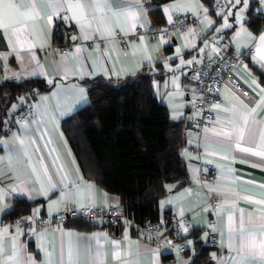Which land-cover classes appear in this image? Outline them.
<instances>
[{"label": "crops", "instance_id": "obj_1", "mask_svg": "<svg viewBox=\"0 0 264 264\" xmlns=\"http://www.w3.org/2000/svg\"><path fill=\"white\" fill-rule=\"evenodd\" d=\"M223 1L222 10L216 11L201 0H115V8L138 13L136 27L132 28L127 18L121 16L118 21H109L113 29L111 37L101 39L100 33L90 32L92 38L84 40L79 25L64 19L71 16L66 7L54 15L56 9L49 6V0H29L37 5L38 24L43 29L42 37H28L34 47L29 48L25 43L21 48L16 37L0 31V82L39 76L50 85L28 97L33 105L29 119H11L26 100L23 96L13 100L4 115L0 132V192L3 193L0 230L7 228V232L0 237L5 249L0 259L7 261L18 249L20 264L190 262L192 236L180 240L188 246L185 252L177 246L160 248L141 228H132L129 223L121 222L115 230L107 223L87 222L77 215L64 223L31 231L19 225L18 233L13 217H3L13 207L16 197L32 201L29 210L39 209L47 214L58 210L79 211L86 204L101 207L119 204L115 194L84 177L61 121L88 102L91 78L100 76L119 81L151 73L153 92L166 106L169 118L183 121L184 144L180 154L188 173L186 183L168 191L159 200V207L185 218L188 231L198 230L203 242L209 232L220 236V246L210 251V264H264L258 255L239 251L242 221L243 230L255 233L257 240L264 232V157L243 151L244 148L264 151L260 147L264 134V98L259 91L264 88V61L253 60L254 56L259 60L258 47L264 50L259 39L264 34V24L253 31L248 26V8L241 13L243 19L237 21L242 0L227 17L230 27H223L230 7L229 0ZM254 3L253 14L264 16V5L259 0ZM203 9L208 10L206 15L211 24L205 22ZM172 12L187 14L189 26H173L168 19ZM50 15L53 20L49 25ZM58 27L60 40L54 41L53 33ZM150 28L161 31L152 37L148 33ZM116 30L137 33L129 37L127 47L123 48L114 36ZM73 36L77 39L73 40ZM141 37H144L143 45ZM57 44H67L68 48L60 52ZM222 44L242 55V60L232 69L242 87L236 89L224 82L218 100L211 104L209 121L198 128L192 124L194 86L189 73L204 56L216 54ZM144 47L151 60L145 58ZM251 109L255 112L249 115ZM246 115L248 125L244 126ZM241 127L242 139L233 131ZM209 196L217 198V205L208 202ZM188 241L192 243L189 245ZM116 251L120 252L118 258L114 256Z\"/></svg>", "mask_w": 264, "mask_h": 264}, {"label": "trees", "instance_id": "obj_2", "mask_svg": "<svg viewBox=\"0 0 264 264\" xmlns=\"http://www.w3.org/2000/svg\"><path fill=\"white\" fill-rule=\"evenodd\" d=\"M201 2L213 10V0ZM254 7L251 0L248 26L257 31L264 24V16L253 14ZM60 36L58 27L53 40H60ZM152 78L151 73L119 81L95 76L88 81V102L61 121L84 177L117 196L125 215L135 223L132 228H140L146 220L154 219L160 208L159 200L188 179L180 154L184 144L183 121L169 118L166 106L153 92ZM49 86L39 76L0 82V132L13 100L19 96L27 100L32 93ZM32 204L16 197L3 217L23 214ZM163 210L166 215L170 213ZM189 236L193 239V252L188 264H210V251L215 247L203 242L198 230L181 233L177 239ZM184 244L187 252L188 246Z\"/></svg>", "mask_w": 264, "mask_h": 264}, {"label": "built area", "instance_id": "obj_3", "mask_svg": "<svg viewBox=\"0 0 264 264\" xmlns=\"http://www.w3.org/2000/svg\"><path fill=\"white\" fill-rule=\"evenodd\" d=\"M225 2L223 0H214L212 8L216 11H221ZM190 17L187 14L180 12L171 13V24L179 28H186L190 24ZM161 31V28H150L148 33L152 37H156ZM137 32L118 31L114 32L115 38L119 41L123 48L128 45V40L131 35ZM56 47L60 52H65L68 48L67 44H57ZM242 60V55L236 50L222 44L220 50L213 55H206L202 58L198 66L193 68L189 73V77L194 86V95L191 103V110L194 113L192 124L198 128H202L207 124L211 117V104L216 102L219 97V89L224 82L230 83L234 88L240 89L241 82L233 74L232 69L235 64ZM33 111V105L30 99H27L23 104L12 114L11 119L25 121L30 118ZM208 202L215 206L217 198L209 196ZM80 215L91 222H104L113 227L124 219L129 222L130 226H134L133 220L128 218L120 204L109 205L106 207L93 206L86 204L79 211L58 210L52 214L36 212L28 210L23 214L13 217L14 222H20L19 225L25 231L39 229L52 224L64 223L70 218ZM32 217L31 220L26 219ZM187 220L183 217H178L173 213L165 214L164 210L159 208L156 217L151 220H146L140 228L153 240L157 246L162 249L170 247H179L184 250L186 245L177 239V236L182 232V227H187ZM171 242V243H169ZM204 242L210 246H220V236L216 232H209L204 239Z\"/></svg>", "mask_w": 264, "mask_h": 264}, {"label": "snow or ice", "instance_id": "obj_4", "mask_svg": "<svg viewBox=\"0 0 264 264\" xmlns=\"http://www.w3.org/2000/svg\"><path fill=\"white\" fill-rule=\"evenodd\" d=\"M242 0H234V3L232 0H229L230 7L228 8L227 15L224 17V25L223 27H230V25L227 22V17L232 15V9L236 8L237 5H240ZM261 5H264V0H259ZM115 0H49V6L56 9V12L54 15H59L60 12L66 7L68 12L71 13V16H65L64 19L73 20L76 24L79 25L82 38L84 40H88L92 38V35H90V32L100 33L101 39H105L107 37H111L113 35V29L109 23L111 19L119 20V17L125 16L128 20V22L131 24L132 28L136 27V24L138 21V13L133 11H128L124 9H118L114 7ZM249 6V0H243V8H241L236 13V19L237 21H241L243 17L241 16V13L247 9ZM177 7H180V5H177ZM199 7V6H198ZM205 12L204 20L205 22L211 24L212 21L208 19L206 13L207 9H203ZM217 15H220V13H217ZM40 19V12L37 8V5L35 2L29 3V0H0V31H3L6 36L9 34L13 37H16V43L20 45L22 48L25 43L28 44L29 48L34 47V45L29 42L28 37L31 36L33 38L42 37L43 36V29L39 26L38 21ZM169 22L171 23V16L168 17ZM53 16L50 15L47 17L48 24L50 25L52 23ZM191 31V30H190ZM217 31H220V29H217ZM250 35V34H249ZM73 40H76L77 37L73 36ZM141 43L143 45L144 37H141ZM260 44L264 45V34L260 36ZM161 42H163V37H161ZM9 44L11 46L12 41L9 40ZM145 58L151 60V57L147 55V48H142ZM13 51H16L15 48H13ZM77 52L80 51L79 48L76 49ZM177 52H179V49H177ZM257 54L259 57V60H257V57H253V60L256 62L264 61V50L261 49V47L257 48ZM35 57H33L34 59ZM188 63H192V61H188ZM102 71L105 73L107 72L106 68H102ZM253 84H256V81L253 80ZM259 87V85H256ZM83 91V90H81ZM259 91L262 95V98H264V88H259ZM23 99V98H21ZM47 99V98H43ZM15 108V106H13ZM216 107H219V105H216ZM252 112H255V109H251L249 115H251ZM244 126L248 125V115L244 117L243 120ZM234 132H237L240 139L243 138L244 131L243 127L236 129H233ZM225 135H229V133H224ZM261 141L262 144L260 147L264 148V134L261 135ZM21 144L24 143V141H20ZM243 151L249 152L253 155L264 157V151H255L252 148H244ZM33 171L35 169L33 168ZM91 187V185H89ZM3 198V193L0 192V199ZM0 210H3L0 208ZM36 212H39V209L36 210ZM182 215V213H181ZM26 219L31 220L32 217H27ZM19 221L17 222V232H20L19 229ZM182 227V230L184 232H187L188 229L186 227ZM7 232V228L0 230V237L3 236L4 233ZM240 247L239 251L244 255H250V256H259L261 260H264V232L261 233V238L257 240V237L255 233H247L243 230V221L241 222V234H240ZM114 245H119V242L117 241H111ZM171 243V242H169ZM189 245L192 243V241L187 242ZM5 252V249L3 247L2 240H0V256H3ZM214 255V254H213ZM115 257L120 256V252L116 251L114 253ZM8 261H12L13 264H20V258H19V250L13 251L12 255L7 258V261L0 259V264H8Z\"/></svg>", "mask_w": 264, "mask_h": 264}, {"label": "rangeland", "instance_id": "obj_5", "mask_svg": "<svg viewBox=\"0 0 264 264\" xmlns=\"http://www.w3.org/2000/svg\"><path fill=\"white\" fill-rule=\"evenodd\" d=\"M121 222H123V223H129L128 221H126V220H124V219H123ZM121 222H120V223H121Z\"/></svg>", "mask_w": 264, "mask_h": 264}, {"label": "water", "instance_id": "obj_6", "mask_svg": "<svg viewBox=\"0 0 264 264\" xmlns=\"http://www.w3.org/2000/svg\"><path fill=\"white\" fill-rule=\"evenodd\" d=\"M117 229V226H115V230Z\"/></svg>", "mask_w": 264, "mask_h": 264}]
</instances>
